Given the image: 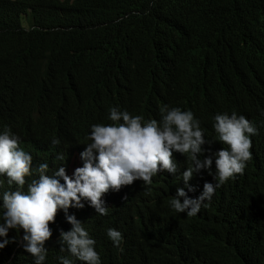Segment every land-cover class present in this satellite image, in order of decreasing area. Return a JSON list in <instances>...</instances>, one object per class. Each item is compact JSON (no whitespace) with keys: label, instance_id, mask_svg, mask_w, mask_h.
<instances>
[{"label":"trees","instance_id":"trees-1","mask_svg":"<svg viewBox=\"0 0 264 264\" xmlns=\"http://www.w3.org/2000/svg\"><path fill=\"white\" fill-rule=\"evenodd\" d=\"M110 105L157 121L164 105L190 110L204 132L203 158L226 147L213 115L236 111L257 131L242 174L195 216L168 205L184 182L159 177L144 201L120 203L130 222L93 210L76 217L101 264H264V0H0V128L19 137L32 168L44 162L51 174L65 153L70 176L89 126L111 123ZM213 175H193L185 195L195 198ZM34 178L25 177V190ZM49 228L42 264H59L68 255L57 243L58 230L70 228L63 212ZM107 228L121 232L122 250ZM22 235L9 229L0 264H33Z\"/></svg>","mask_w":264,"mask_h":264},{"label":"clouds","instance_id":"clouds-1","mask_svg":"<svg viewBox=\"0 0 264 264\" xmlns=\"http://www.w3.org/2000/svg\"><path fill=\"white\" fill-rule=\"evenodd\" d=\"M107 111L111 123L89 126L85 137L88 142L79 153L82 163L74 156L70 176L63 166L65 153L56 154L55 159L62 163L51 174L44 162L32 168V157L19 147V137L7 125L0 128V248L10 242L6 236L9 229L22 230L23 250L32 256L33 264H42L47 252L45 241L51 236L49 223L54 221L56 212H63L70 228L58 230L57 243L59 251L68 255L57 256L59 264H101L94 249L95 240L76 219L83 212L93 210L103 216L100 219L116 216L121 223L130 222L118 210L120 203L126 201L130 207L132 202L144 201L150 194L149 186L159 177L182 180L184 188L191 192L194 188L188 181L198 182L196 176L213 175L214 163V183L204 182L195 198H189L184 188L177 187L168 201L176 213L192 217L202 204L207 207L206 202L226 180L242 174L251 159L250 137L257 130L236 111L213 115L211 126L216 141L226 147L217 151L210 147L209 156L204 158V132L190 110L164 105L159 121L145 120L119 106L110 105ZM50 143L56 146L60 141L52 137ZM177 167L183 170L179 175ZM33 174L36 178L25 190V177ZM6 187L9 188L5 190ZM69 207L75 208L72 215L68 214ZM92 226L93 223L87 227ZM106 236L113 247L120 249L119 230L107 228Z\"/></svg>","mask_w":264,"mask_h":264},{"label":"bare ground","instance_id":"bare-ground-1","mask_svg":"<svg viewBox=\"0 0 264 264\" xmlns=\"http://www.w3.org/2000/svg\"><path fill=\"white\" fill-rule=\"evenodd\" d=\"M182 171H183V170H182L181 167H177V171H176V172H177L178 175H179V173L182 172ZM181 181H182V180H181ZM182 182H183V181H182ZM184 189H185V188H184Z\"/></svg>","mask_w":264,"mask_h":264}]
</instances>
